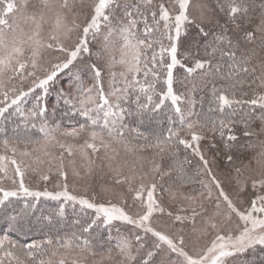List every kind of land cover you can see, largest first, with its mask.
Segmentation results:
<instances>
[{"label": "snow or ice", "instance_id": "6c2138e0", "mask_svg": "<svg viewBox=\"0 0 264 264\" xmlns=\"http://www.w3.org/2000/svg\"><path fill=\"white\" fill-rule=\"evenodd\" d=\"M0 264H264V0H0Z\"/></svg>", "mask_w": 264, "mask_h": 264}]
</instances>
